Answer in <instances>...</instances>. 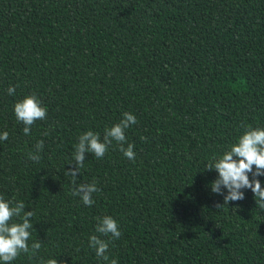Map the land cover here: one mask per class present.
<instances>
[{
  "label": "trees",
  "instance_id": "1",
  "mask_svg": "<svg viewBox=\"0 0 264 264\" xmlns=\"http://www.w3.org/2000/svg\"><path fill=\"white\" fill-rule=\"evenodd\" d=\"M32 94L48 113L25 135L14 106ZM125 112L135 160L115 141L86 153V206L65 175L78 138ZM249 126L264 128V0H0V195L35 211L42 242L11 264H105L89 247L105 215L118 264H264V208L249 189L223 205L206 170Z\"/></svg>",
  "mask_w": 264,
  "mask_h": 264
},
{
  "label": "clouds",
  "instance_id": "2",
  "mask_svg": "<svg viewBox=\"0 0 264 264\" xmlns=\"http://www.w3.org/2000/svg\"><path fill=\"white\" fill-rule=\"evenodd\" d=\"M7 92L9 95H15V86L9 87ZM14 113L17 120L25 125L24 134L30 135L34 123L47 118L48 109L43 106V102L37 95L32 94L15 104ZM136 123H138L136 116L125 112L118 123L105 129L103 139L99 133L91 130L79 136L73 155L75 163L71 164L72 167L65 172V175L73 177L72 195L79 196L84 205L92 206L95 203L93 194L100 191L95 181L76 185V177L84 167L86 153L101 159L115 141L120 145V151L124 156L134 161L136 157L134 145L127 143L126 130ZM8 137L7 131L0 134V140L6 141ZM142 139L146 138L142 137ZM43 147L44 141L41 140L36 145V152L29 153L28 158L33 162H39L41 159L39 152L43 150ZM206 170H215L218 173V177L211 184V191L224 196L223 205L243 200L245 198L243 190L249 189L254 193L257 207L264 208V187L258 179L264 176V128L249 126L228 151L219 158L215 156L212 158L206 165ZM223 189H227L226 195ZM223 205L217 204V208ZM26 207L23 201L5 200L4 196L0 195V261L3 264H11L22 253L29 254L30 257L35 256L42 247V242L39 240L29 245L34 228L31 219L35 211H25ZM13 218H19L21 222H12ZM97 221L96 232L99 235L89 237V247L95 250L96 256L105 264H118V261L110 259L107 253L111 241L121 237L119 224L110 215L97 217ZM102 237L111 239L106 240ZM42 264H59V261L51 258L43 261Z\"/></svg>",
  "mask_w": 264,
  "mask_h": 264
}]
</instances>
